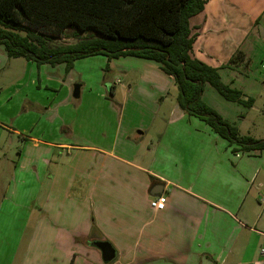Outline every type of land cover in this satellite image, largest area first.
<instances>
[{"label":"crops","instance_id":"obj_1","mask_svg":"<svg viewBox=\"0 0 264 264\" xmlns=\"http://www.w3.org/2000/svg\"><path fill=\"white\" fill-rule=\"evenodd\" d=\"M190 24L194 58L221 69L242 51L251 62L264 0H206ZM0 49L15 79L0 92V264L260 263L264 150L230 144L181 111L174 79L154 62L95 56L67 74ZM107 65L124 79L104 75ZM240 70L220 74L248 100ZM209 106L244 135L249 112L227 119ZM161 195L166 208L155 211ZM95 242L115 259L105 263Z\"/></svg>","mask_w":264,"mask_h":264},{"label":"trees","instance_id":"obj_2","mask_svg":"<svg viewBox=\"0 0 264 264\" xmlns=\"http://www.w3.org/2000/svg\"><path fill=\"white\" fill-rule=\"evenodd\" d=\"M205 5L206 0H0V48L9 59L39 67L63 65L67 74L77 61L95 56L154 62L174 79L181 111L230 144L264 150V139L242 135L204 101L207 85L228 102L252 108L255 101L245 100L220 74L243 65L247 73L250 60L244 52L237 51L221 69L194 58L190 21Z\"/></svg>","mask_w":264,"mask_h":264},{"label":"rangeland","instance_id":"obj_3","mask_svg":"<svg viewBox=\"0 0 264 264\" xmlns=\"http://www.w3.org/2000/svg\"><path fill=\"white\" fill-rule=\"evenodd\" d=\"M69 42H73V41H69ZM8 60L12 61L13 59L8 58ZM239 69H241L240 72H243V74L242 73L241 74L244 76L250 74V76L247 79L243 80L246 81V83L245 82L243 83V81H241V83L243 84L238 87L242 86L243 87L242 90L245 91L244 93L247 94L248 97H251L255 100V106L253 108L254 111L251 109L248 110V108H243L239 105H236L235 103L224 101L221 98V96L217 93V91L210 85L206 86L205 100L207 101L206 103L208 105L209 104L213 105L214 107H216V109L219 112L226 115L225 117L227 119H232V117L236 118L238 115H246L247 112H249V116H248L249 120H247L245 124L241 126L242 132L244 135H247V133H249L251 137L258 140H262L264 139V40L262 41V47L259 50H257V54L252 56V60L251 62H249V65L247 67V73H244L245 72L244 65L235 70L237 71ZM103 73L104 75L106 74L109 75L110 77L112 73H116L118 76L121 77V79H124L121 73L110 72L107 74L105 70L103 71ZM62 78H64V76ZM222 79L223 82L226 83L225 75L222 77ZM14 81L15 79L13 78V74L9 72V65L8 67L6 65L2 67L0 66V92L2 91V89L4 90L6 86H10L11 84H13ZM73 89H75V87ZM119 93L115 97V99L118 100L121 98L123 100L125 96H123V94L121 96ZM176 95H177V91L176 93L172 92L170 95L166 97L169 100H171L174 99ZM108 97L112 98L111 96ZM229 108H231V112H227L228 110H230ZM8 138L9 139L7 144L9 145L10 143L9 135ZM7 144H5V147L7 146ZM5 150H8V148H5ZM10 155L14 157L15 156L14 151L13 153L11 152ZM2 191H3L2 185L0 184V197L2 196L3 193Z\"/></svg>","mask_w":264,"mask_h":264},{"label":"water","instance_id":"obj_4","mask_svg":"<svg viewBox=\"0 0 264 264\" xmlns=\"http://www.w3.org/2000/svg\"><path fill=\"white\" fill-rule=\"evenodd\" d=\"M261 32L264 36V29L263 28H261ZM79 90H80L79 86H76L75 92H74L75 98H77L79 96V94H78ZM157 194L160 195L161 193H157ZM94 246L101 251L102 256H103V261L105 263L112 262L115 259L116 251L110 243H108V242H95Z\"/></svg>","mask_w":264,"mask_h":264},{"label":"built area","instance_id":"obj_5","mask_svg":"<svg viewBox=\"0 0 264 264\" xmlns=\"http://www.w3.org/2000/svg\"><path fill=\"white\" fill-rule=\"evenodd\" d=\"M166 202H167L166 197L161 195L158 196L157 198L152 199L150 202V206L155 211H163L166 208ZM259 264H264V248L261 250V261Z\"/></svg>","mask_w":264,"mask_h":264}]
</instances>
